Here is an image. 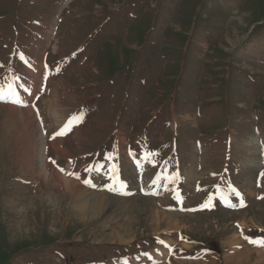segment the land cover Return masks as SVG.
<instances>
[{
    "label": "rangeland",
    "instance_id": "374dc122",
    "mask_svg": "<svg viewBox=\"0 0 264 264\" xmlns=\"http://www.w3.org/2000/svg\"><path fill=\"white\" fill-rule=\"evenodd\" d=\"M0 89V264H264V0H0Z\"/></svg>",
    "mask_w": 264,
    "mask_h": 264
},
{
    "label": "bare ground",
    "instance_id": "6f19581e",
    "mask_svg": "<svg viewBox=\"0 0 264 264\" xmlns=\"http://www.w3.org/2000/svg\"><path fill=\"white\" fill-rule=\"evenodd\" d=\"M25 66H26V68L30 67V69H29L30 71L28 73V80L29 81L32 80L34 77H37V75H38L37 73L40 72V70H42L43 67H46V66H44V64H42V66H40V68H39V66L36 65L35 61H33V60L30 61L28 59H27V61L25 63ZM249 138L251 139V141L253 143H254V141H257V138L254 137L253 134H251L249 136ZM256 144H257V142H256ZM253 162H255V159H254ZM185 170L186 171L187 170L188 171H192L191 168H189V169L185 168ZM128 171H130V170H128ZM56 180H58V179H56ZM66 184H68V186H69V188H70V190H71V192H72V194L74 196V197H71V199H70L71 207L69 209V211L74 213V214L83 215V210H84L85 206H87L90 209V215L93 216V217H96V216H99V215L103 214L104 212L115 211L112 208L113 205H115V204H120L121 205V203H122L119 199L110 198V197H108L106 195H103V194H95V195L91 196L90 194L85 192V190L81 189L79 186H77L75 184L73 185L72 182H68ZM77 191H79V194H76ZM143 207L146 209V208H148V205H144ZM148 212H150V210ZM106 234H107V237L112 238V239L114 237H116V234L114 232H112V231H108V233H106ZM255 252L258 253V259L263 261L264 260V254L261 253L259 250L255 251ZM244 258H245V256H244Z\"/></svg>",
    "mask_w": 264,
    "mask_h": 264
},
{
    "label": "snow or ice",
    "instance_id": "6c2138e0",
    "mask_svg": "<svg viewBox=\"0 0 264 264\" xmlns=\"http://www.w3.org/2000/svg\"><path fill=\"white\" fill-rule=\"evenodd\" d=\"M8 94H10V95H15V93H14V91L11 89V86H9V93ZM4 92H3V90L2 89H0V99H2V98H4ZM14 103H22V101H20L19 99H17V100H14L13 101ZM75 119H77V117H72L70 120H69V122H68V124H66V128L68 129V130H70V125H71V123H72V120H75ZM64 134V131H61V132H58L57 133V135H63ZM152 154L151 153H149L148 155H146L145 156V159L146 160H148V162H152L151 161V159H149V157L151 156ZM140 166V163L139 162H137V167H139ZM110 178H112V177H110ZM85 183H89V181H85ZM154 183H155V181H154ZM120 187H124V185L123 184H121L120 185ZM232 191L237 195V196H239V193L238 192H236V190L233 188L232 189ZM205 207L207 206V205H204ZM241 206H243V201L241 200ZM237 227H239V225H237ZM246 239H248L247 237H245ZM250 243H254V244H257L258 246H262V247H264V239H262V240H257V241H253V240H250L249 241ZM160 243H163V241H160ZM125 264H126V262H125Z\"/></svg>",
    "mask_w": 264,
    "mask_h": 264
}]
</instances>
